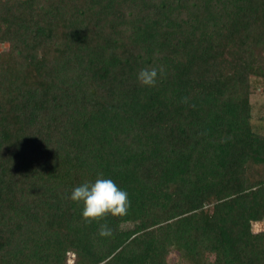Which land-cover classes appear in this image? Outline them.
<instances>
[{
  "label": "trees",
  "instance_id": "trees-1",
  "mask_svg": "<svg viewBox=\"0 0 264 264\" xmlns=\"http://www.w3.org/2000/svg\"><path fill=\"white\" fill-rule=\"evenodd\" d=\"M0 45V264H264V0H0Z\"/></svg>",
  "mask_w": 264,
  "mask_h": 264
},
{
  "label": "clouds",
  "instance_id": "clouds-1",
  "mask_svg": "<svg viewBox=\"0 0 264 264\" xmlns=\"http://www.w3.org/2000/svg\"><path fill=\"white\" fill-rule=\"evenodd\" d=\"M163 68H144L138 72V82L144 86H155L158 74L162 75ZM71 201L82 204V218L86 223L99 222L111 215L123 216L129 207L128 194L121 190L113 180L102 176L94 183H84L73 189ZM111 229L107 224H102L99 229L101 236L109 235Z\"/></svg>",
  "mask_w": 264,
  "mask_h": 264
},
{
  "label": "rangeland",
  "instance_id": "rangeland-1",
  "mask_svg": "<svg viewBox=\"0 0 264 264\" xmlns=\"http://www.w3.org/2000/svg\"><path fill=\"white\" fill-rule=\"evenodd\" d=\"M6 50V45H0V53ZM253 95L251 97V106H252V115L254 119V123L261 124L263 128H260L261 131L264 130V80L261 79H253ZM260 125V126H261ZM258 126V125H257ZM261 126V127H262ZM264 229V224H258L254 226V231H259ZM211 260L213 259V255L209 257ZM68 262H73V255L68 254ZM177 262L183 264L179 255L172 251L168 256V264H177Z\"/></svg>",
  "mask_w": 264,
  "mask_h": 264
}]
</instances>
